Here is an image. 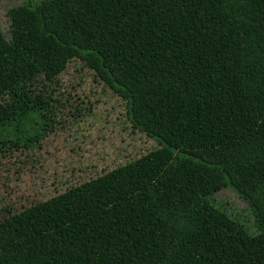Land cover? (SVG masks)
Returning <instances> with one entry per match:
<instances>
[{"label":"trees","instance_id":"trees-1","mask_svg":"<svg viewBox=\"0 0 264 264\" xmlns=\"http://www.w3.org/2000/svg\"><path fill=\"white\" fill-rule=\"evenodd\" d=\"M6 12L0 157L26 161L53 132L76 61L159 146L3 209L0 264H264V0H23ZM224 188L251 226L216 200Z\"/></svg>","mask_w":264,"mask_h":264},{"label":"rangeland","instance_id":"rangeland-1","mask_svg":"<svg viewBox=\"0 0 264 264\" xmlns=\"http://www.w3.org/2000/svg\"><path fill=\"white\" fill-rule=\"evenodd\" d=\"M22 2L0 0V28L7 40L11 21L6 11ZM61 91L66 96L57 105V123L40 148L23 162L0 157V216L5 208L20 210L45 200L159 146L132 127L126 101L79 61L71 62L62 74ZM215 198L251 226L245 202L230 188Z\"/></svg>","mask_w":264,"mask_h":264}]
</instances>
